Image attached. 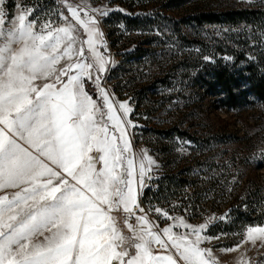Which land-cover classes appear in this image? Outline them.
<instances>
[{"label": "snow or ice", "instance_id": "6c2138e0", "mask_svg": "<svg viewBox=\"0 0 264 264\" xmlns=\"http://www.w3.org/2000/svg\"><path fill=\"white\" fill-rule=\"evenodd\" d=\"M4 3L0 190L16 191L0 195V264H217L212 249L201 247L219 239L202 234L207 224L193 226L159 207L146 211L139 202L155 161L146 152L134 155L126 138L136 127L126 119L133 109L129 101L117 108L102 84L110 59L99 22L109 11L64 0L71 19L61 11V24L29 19L34 9L21 6L9 21ZM86 81L102 103L85 90ZM121 210L126 223L135 217L136 224H128L131 237L111 215ZM150 211L174 223L162 234L153 231L159 225L148 219ZM246 237L264 247V227L247 228ZM153 244L175 249L178 259L154 255ZM237 264H246L243 254Z\"/></svg>", "mask_w": 264, "mask_h": 264}, {"label": "rangeland", "instance_id": "374dc122", "mask_svg": "<svg viewBox=\"0 0 264 264\" xmlns=\"http://www.w3.org/2000/svg\"><path fill=\"white\" fill-rule=\"evenodd\" d=\"M259 1L263 8L264 0H192L191 6L221 11L228 8L248 7ZM68 2L74 6L84 5L88 10L95 8L109 11L108 16L100 18L99 22V28L103 33L102 39L107 48L105 56L110 59L107 71L103 74L102 84L112 94L117 108L119 102L129 101L133 111L126 119L132 120L136 127L128 128L129 136L126 138L131 140V150L136 157L146 152L155 161L151 182L162 177L168 171V159L159 152L161 148L165 147V144L173 148L175 168L187 169L191 167L193 175L207 179L208 182L217 181L214 179L219 174L216 173L217 165L221 162V155L226 153L222 152L224 149L216 145L206 148L205 151L200 146L204 145L207 140L204 137L205 134H212L219 124L224 126V130L240 136L249 131L254 135L253 148L263 153L264 157L263 104L252 97L250 92H245L246 101L243 100L240 103L238 110L231 109L225 106L221 97L212 94L205 86L197 88L194 85L196 78L206 71L205 68L210 62L230 63L235 70H239L245 64L246 56L252 58L254 53L264 48V25L262 28L258 24L259 22L254 21L246 28H244L245 26L241 28L222 25L206 26L201 28L199 33L187 36L186 29L181 32L172 29L173 20H178L185 14L189 8L187 5L170 10L167 8V0H155L150 3H137L134 5V9H129L120 0H68ZM18 6L34 9L29 19H35L38 22L51 18L57 24H61L63 22L58 16L61 11L71 19L64 6V0H5L3 7L7 20L10 21L17 14ZM81 16H84L83 12H81ZM135 16L147 17L148 20H152L149 24L150 27H145L142 30L127 29L125 22L123 23L121 20ZM8 26V24L5 25V27ZM243 28L244 30H241ZM80 33L82 39L87 38L82 28ZM215 38L224 40L232 38L236 44L234 53L227 54L220 49L216 50L214 47L216 45ZM245 45L248 46L246 52L243 50ZM139 49L148 51L142 57L131 55ZM101 51L104 50L101 49ZM129 55L132 57L129 58ZM64 63L65 61L62 60L58 64L59 68ZM131 80L135 81L129 83ZM85 84L89 93H94L97 97L95 86L90 81H86ZM136 84L140 88L145 87L146 92L148 91V94H143L144 98L142 99V94L135 95L133 93L135 90L133 86ZM116 88L122 90V94L117 93ZM96 100L98 103H102L98 97ZM136 105H140V107L135 108ZM117 114L122 115L119 112ZM189 115L194 119L193 117L185 119ZM180 118L186 120L181 124L180 130L189 131L184 138L180 136L178 130L170 131L171 123L176 124V120ZM164 131L175 134L173 141L167 139L159 143L157 136ZM156 132L157 135H155ZM223 157L225 158V156ZM214 163L215 166H213ZM245 168L247 170L241 178L234 176L228 181L229 188L234 190L228 197L230 201H217V203L203 201L198 205L199 210L194 213L199 216L193 215L192 218H189L188 215L179 211L182 197H179V200L177 199L172 205L154 203L147 204L144 208L147 211L159 207L173 217H183L188 224L193 226L207 224L202 234L212 238L219 237V239L205 242L201 247L212 249V255L217 264H237L242 254L246 264H264V247L261 246L260 241L258 240L255 245L250 241L246 242V229L264 227V220L261 224L245 225L230 233L217 231L212 234L209 231L210 227L218 220H228L229 216L226 214L232 206V198L239 193L240 187L245 183L248 182V186L253 182L255 185L263 184L264 196V168L254 169L248 165ZM151 185L152 183L141 191L139 202L143 191ZM153 185L155 186V184ZM14 191L16 189L0 190V195ZM191 191L192 188L187 187L183 192L185 194ZM114 218L119 231L123 235L131 237L133 232L128 228V224L135 225L136 221H127L126 223L122 219V214L116 215ZM148 219L159 225V229L154 228L153 231L159 230L161 234L164 227L174 223L154 211L148 212ZM217 227L220 228V226ZM173 231L184 232L186 229L175 228ZM38 239L42 241L43 237ZM164 239L167 238L164 237ZM237 244H241L242 247L236 251H226L234 248ZM151 250L154 255H171L174 259H178L175 249L170 247L164 248L153 244ZM161 264H167V262L162 261ZM179 264H183V262L180 261Z\"/></svg>", "mask_w": 264, "mask_h": 264}, {"label": "trees", "instance_id": "16d2710c", "mask_svg": "<svg viewBox=\"0 0 264 264\" xmlns=\"http://www.w3.org/2000/svg\"><path fill=\"white\" fill-rule=\"evenodd\" d=\"M127 8L134 9V5L139 3H150L155 0H120ZM192 0H167V8L170 10L178 9L187 5V10L183 16L178 20H173L172 29L179 32L184 29L187 30V36L192 33H199L201 28L206 26H229L241 28L252 22L258 23L263 28L264 22V7L259 2L249 5L244 8H228L221 11H214L211 9H203L196 6H191ZM121 20L127 29L138 30L150 27L152 20H148L147 17L141 18L135 16L131 18H124ZM118 23V22H117ZM241 29V30H244ZM196 31V32H195ZM216 39V50L220 49L223 53L233 54L236 44L232 38ZM248 46L245 45L243 50L248 51ZM148 50H138L132 53V56L142 57ZM128 57L131 58L132 56ZM128 58V59H129ZM246 62L239 70H235L230 63H224L219 61L218 63L210 62L205 68V72L198 76L195 82V86L206 87L215 96L221 97L225 106L231 109L238 110L240 103L246 101L245 92H250L251 96L259 101L264 106V48L258 50L253 54L252 58L245 57ZM135 80L129 81V83ZM246 87V90H245ZM134 94H142L141 99L144 98L143 94H148L145 87H139L138 84L134 85ZM143 91V93H142ZM116 92L122 94V90L116 88ZM92 96L97 99L94 93ZM244 97V98H243ZM140 107L136 105L135 108ZM193 116H187L185 119H192ZM184 118L176 120L177 123H171L170 131L178 130L180 136L184 138L187 136L188 130H180L181 124L185 123ZM194 119V117H193ZM223 125H218V128L213 130L212 134H205L207 138L204 145L200 148L204 151L213 145H216L222 149V152L226 153L221 155V162L217 165L219 173L216 179L217 181L208 182L207 179H201L198 175H193L192 168H175V161L173 156V148L165 144L164 148H161L159 152L165 155L168 159V171L157 180L152 181V185L147 187L141 196L140 203L143 207L147 204H167L172 205L179 197H182L179 211L192 218L193 215L199 210L198 205L203 201H210L217 203V201L223 202L229 200V196L234 192L233 188H229L228 181L236 176L241 178L247 168V165L254 169L264 168L263 153L253 148L254 135L249 131L243 133L242 136L237 135L231 131L224 130ZM173 132L164 131L158 134L159 143L169 139L173 141ZM168 134V135H166ZM157 135V132L155 133ZM208 135V136H206ZM210 145V146H208ZM234 148L233 150H231ZM163 149V150H162ZM225 156V158L223 157ZM227 156V157H226ZM215 166V163L213 164ZM215 174V172H213ZM155 184V186L153 185ZM247 184V185H246ZM191 187L192 191L185 193V189ZM246 196V197H243ZM209 197V199H208ZM179 200V199H178ZM230 201V200H229ZM232 206L227 212L228 220H218L209 231L212 234L217 231L230 233L235 229H240L245 225L261 224L264 220V196H263V184L255 185L253 182L248 186V182L240 187L239 193L232 198ZM217 226H220L218 228ZM217 227V228H216ZM222 227V228H221ZM217 229V230H216Z\"/></svg>", "mask_w": 264, "mask_h": 264}, {"label": "crops", "instance_id": "0c3cea01", "mask_svg": "<svg viewBox=\"0 0 264 264\" xmlns=\"http://www.w3.org/2000/svg\"><path fill=\"white\" fill-rule=\"evenodd\" d=\"M57 67V69H59V66L57 65L56 66ZM44 81H37L36 83H38V84H40V83H43ZM48 82H51L50 80L48 81ZM85 90L86 91H88L87 90V87H86V84H85ZM88 93H89V91H88ZM91 96H92V94L91 93H89ZM93 97V96H92ZM93 99H95L94 97H93ZM92 154H96V153H92ZM98 167H99V165H98ZM122 210L121 211H113L112 213H111V215L113 216V217H116V215H119V214H122ZM116 223V222H115ZM116 226H117V224H116ZM114 264H116V262H114Z\"/></svg>", "mask_w": 264, "mask_h": 264}, {"label": "built area", "instance_id": "2783aa9c", "mask_svg": "<svg viewBox=\"0 0 264 264\" xmlns=\"http://www.w3.org/2000/svg\"><path fill=\"white\" fill-rule=\"evenodd\" d=\"M150 183H151V180L148 181L147 185H149ZM137 214L139 215L140 213L137 212ZM122 219L125 221V214L123 212H122ZM127 221L133 222V221H136V220H135V217H132V218L128 219Z\"/></svg>", "mask_w": 264, "mask_h": 264}]
</instances>
